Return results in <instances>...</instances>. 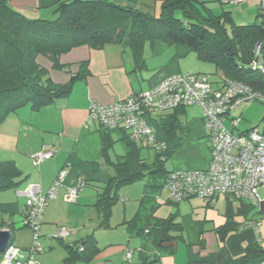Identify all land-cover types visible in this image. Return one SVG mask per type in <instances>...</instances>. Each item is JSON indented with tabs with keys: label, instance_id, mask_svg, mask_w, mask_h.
Listing matches in <instances>:
<instances>
[{
	"label": "crops",
	"instance_id": "1",
	"mask_svg": "<svg viewBox=\"0 0 264 264\" xmlns=\"http://www.w3.org/2000/svg\"><path fill=\"white\" fill-rule=\"evenodd\" d=\"M7 1L14 10L27 18L50 19L61 0ZM113 1L146 13L153 14L159 11L160 0ZM207 1V5L214 15L229 11L232 20L238 24L253 22L261 2V0ZM189 52L191 50L187 51L182 46L165 45L159 41H154L153 44L145 43L143 48L145 66L140 68L135 66L131 51L118 43H108L98 49L90 48L87 45L72 48L59 58L60 62L66 65L62 69L52 68L51 62L46 57H42L41 61V56L37 58V61L48 69L49 77L55 83H65L72 74L78 73L80 61H88V74L74 80L68 95L56 98L52 103L39 110H33L29 105H24L9 113L0 124V160H12L21 171L20 182L15 188L0 190V225H2L0 229H14V245L21 249L28 248L31 243L30 229L21 226L25 210V195L18 194L17 191H23L27 184L33 183L39 186L42 193H45L62 168L67 169L63 186L60 187L57 195L47 202L41 216L43 228L41 240L49 239L42 241V244H45L49 250L52 249L50 253H53L57 248H63L66 251L60 243L61 241L64 244H74L85 235L94 233L100 251L89 264H109L111 258L120 261L118 255L126 249L132 253L127 264H139L143 259H152L154 255H158V260L154 264H222L227 256H240L247 244L255 241L262 242L261 235L264 238V234L261 233L260 227L258 231L252 227L243 228L241 223L245 221L246 217L242 216L235 217L238 223L235 229L227 232L223 239L219 238L215 228L222 225L226 219L225 197L221 200L219 195L212 201H206L202 197L192 196L175 201L170 198L166 189H162L156 195L159 198V204L153 216L164 218L175 213L177 220L181 223L182 239L165 243V245L172 246L173 251L170 253L145 246L144 239L131 233L125 224L138 209L139 200L143 195V186L132 187L134 192L132 195L129 193V189L124 192L131 198L130 200L133 198L136 201L135 210L131 208V212L127 211L128 203L126 201L128 199L126 198L122 205L123 208L117 212L119 216L114 218L115 222L111 223L110 228H96L100 213L94 207V203L101 187L114 173L112 163L126 161L130 172L136 173L139 159L149 161L146 154H143V149L152 147L142 141L134 140L125 130L105 129L113 140V144L107 152L110 162L106 161L101 151L100 127L95 123L86 124L89 103L91 101L103 104L112 103L131 93L152 87L168 75L184 72L181 70L183 64L180 59ZM192 107L194 106H191V112ZM186 111H188V107H186ZM154 114L152 113L146 118L148 125L152 128L149 121H154L158 117L152 119ZM187 115L188 113H185L186 118ZM186 124L188 133L170 159L178 160L180 153L187 150L191 144L196 149L200 146L202 153L197 149L200 156H196V167H175L170 170L206 169L210 161V151L205 140L202 115L188 118ZM153 130L157 140L161 142L166 140L160 127L157 130L153 128ZM117 144H119V149L115 150L113 147ZM42 149L52 151L53 155L34 164L31 155ZM80 176L86 182L79 190L75 201L68 203L69 201L64 199V191L67 187L74 186ZM163 190L167 192L166 197L161 195ZM73 203L72 206L79 211L83 212L86 207L89 209V214L92 216L87 219L90 223L86 222L87 219L83 220L79 217L74 220V211L68 212L69 207L63 205ZM92 206L94 207L93 211H91ZM113 207L111 215H113ZM247 218L253 219L249 216ZM58 228H65L68 232L61 240L53 241L50 236ZM119 228L124 230V232L121 231L123 232L121 237L128 236L124 239L127 244L131 243L130 237L138 236L140 239L133 242V246L125 244L120 236L116 242H107L109 241L106 239L109 234L107 232H112L113 236ZM112 229L114 231H106ZM115 243L117 248L113 247ZM65 255L66 252L61 256V264H63ZM49 259L53 262L51 255ZM43 260L48 259L43 257ZM121 261H125L123 255Z\"/></svg>",
	"mask_w": 264,
	"mask_h": 264
},
{
	"label": "trees",
	"instance_id": "2",
	"mask_svg": "<svg viewBox=\"0 0 264 264\" xmlns=\"http://www.w3.org/2000/svg\"><path fill=\"white\" fill-rule=\"evenodd\" d=\"M207 2L160 0L159 11L151 14L113 0H61L52 18L30 19L14 10L7 0H0V124L9 113L24 105L39 110L56 98L68 95L74 80L88 74V61H80L79 72L72 74L67 82L55 83L37 58L46 57L52 68L62 69L66 65L60 62V56L82 45L98 49L108 43L121 44L131 51L139 68L145 66V43L159 41L182 46L194 51L200 60L212 62L222 79L241 80L256 89H264V73L253 65L258 62L264 67V17L259 8L253 22L238 24L229 11L214 15ZM164 112L155 121L166 136L165 148L155 151L151 161L139 159L136 173L130 172L126 161L113 162L114 173L101 187L94 207L100 213L96 228H110L111 209L119 198V188L142 180L143 195L138 209L125 224L131 233L144 239L145 246L170 253L173 248L165 243L182 239L181 223L175 213L164 218L153 213L159 204L156 195L163 189L165 176L170 171L165 163L181 146L188 127L181 120L185 106ZM99 129L101 151L110 162L107 152L113 140L105 129ZM20 176L21 171L12 160H0V190L15 188ZM223 196L226 219L215 228L220 239L238 226L235 217H246V221L249 212L257 206ZM21 226L27 227L23 218ZM9 230L13 241L15 231ZM60 243L66 249L63 264H89L100 251L94 233L74 244ZM157 260L158 255H154L139 264H154ZM263 260L264 246L255 241L247 244L240 256H227L222 264H258Z\"/></svg>",
	"mask_w": 264,
	"mask_h": 264
},
{
	"label": "built area",
	"instance_id": "3",
	"mask_svg": "<svg viewBox=\"0 0 264 264\" xmlns=\"http://www.w3.org/2000/svg\"><path fill=\"white\" fill-rule=\"evenodd\" d=\"M259 13L264 17V0L259 4ZM257 51L258 46L255 53ZM253 65L264 73V67L258 62H253ZM245 101L264 103V89H256L249 83L230 78L214 85L208 74L179 72L112 103L91 101L86 124L95 123L103 129L125 130L134 140L162 151L165 143L157 140L146 118L152 113L169 111L178 106H198L202 111L205 137L209 144V165L206 169L170 170L165 176L163 189L175 201L192 196L212 201L218 195H226L231 199H242L258 205L264 198V118L260 127L255 125L238 130L242 117L235 116L233 111ZM52 155V151L42 149L32 154L31 159L34 164H38ZM66 173L67 169L62 168L45 193L33 183L27 184L23 191H17L25 195L23 223L31 231V243L27 255L22 254L18 246L10 244L1 253L0 264H40L41 216L47 202L63 186ZM83 184V177H78L75 185L64 191V199L75 201ZM242 227H252L258 231L260 222L248 219L242 223ZM67 232V229L60 228L53 237L61 239ZM131 256L129 249L123 251V259L129 260ZM258 264H264V260Z\"/></svg>",
	"mask_w": 264,
	"mask_h": 264
},
{
	"label": "rangeland",
	"instance_id": "4",
	"mask_svg": "<svg viewBox=\"0 0 264 264\" xmlns=\"http://www.w3.org/2000/svg\"><path fill=\"white\" fill-rule=\"evenodd\" d=\"M250 22H252V21H250ZM250 22H245V23H250ZM229 30H230V28H229ZM42 57L43 56L40 57V61H41V59H43ZM180 60H181L180 61L181 64H183V66L181 65L182 66L181 70H183L184 72L208 74L209 79L212 81V83L214 85H215V83L220 84V82L222 80V74L216 69L215 65L212 62L200 60L199 58H197L196 53L194 51L189 52L185 57H182ZM187 70H189V71H187ZM192 106H194V107H192V112L190 109L191 106H187L188 111H186L185 113L186 114L188 113V115H187V118H186V116L181 117L182 124H186V120L192 116L202 115V111L198 106H195V105H192ZM165 112H168V111H165ZM233 113L235 116L241 115V117H242V120L238 124V130H245V129H248L249 127L255 126V125H258L260 127L262 124V121H263V116H264V103L258 102V101H245L242 104H240L238 106V108L233 111ZM156 114H161V113L160 112L155 113L154 115H152V119H154V117L157 116ZM149 123L153 126V128H155V130H157L159 128V126L157 125L155 120L154 121L151 120V121H149ZM226 126L229 127L228 122H226ZM206 142H207V145H209L207 140H206ZM118 145L119 144H117L113 148L115 150L119 149ZM197 149H199V152L202 153V149L200 146H198ZM197 149H196V147H194L193 144H191L187 148V150L180 153L178 160H171L169 158L165 163V167L167 169H171V168H175V167H180V168H194V167H196L197 166L196 156L197 155L200 156V153H198ZM111 151H113V150L111 149ZM155 151L156 150L154 148H145V149H143V154H146L145 156H147L148 160L151 161L155 155ZM135 186H141L142 187L143 181L142 180L135 181V182L129 183L128 185L125 184L119 188V190H118L119 198L116 201V204L113 205L114 206L113 210H112L113 215H111V217H110V225H111V223L115 222L114 218L119 216V214H117V212H119L118 211L119 209L121 211V209L123 208L122 205H123V203H125L126 198L128 199L126 201V203H128L127 204V211L128 212H131L130 211L131 208H132V210H135V208L137 207L136 201L133 200V198H132V200H130L131 198L128 195H125V193H124L127 191V189H129V193L132 195L134 193L132 190V187H135ZM123 195H124V197H123ZM161 195L166 197L167 192L165 190H163L161 192ZM220 199L221 200L224 199V196L220 195ZM68 203H71V202H68ZM235 204H237V202H235ZM63 205L65 207H69L68 212L72 213L74 211V213H73L74 214V220H76L77 217L83 218V220H86L89 216H92L89 214V209H87V207H86V210H83V212H82V210L79 211L74 206H72V205H74V203L73 204H63ZM93 208L94 207L92 206L91 211H93ZM248 216L253 218V219H257L260 222V225H261L260 229L262 231L261 233L264 234V198H262V200L257 205V207H255L252 211L249 212ZM93 221H94V219H93ZM86 222L90 223V221H88V219ZM40 226H41V230H40V232H41L43 230L42 223L40 224ZM66 227L68 228V226H66ZM58 229H60V228H58ZM122 229L123 228H119L118 232H115V234L113 236H112V232H107V233H109L108 237L106 238L107 240H109L107 242H116V239H118L120 236V239L122 238L123 242H125V244H127V241H124V239L127 238L128 236H125L124 238L121 237L122 233L124 232V230H122ZM57 230H55L52 233V235L50 236V239L53 241H57V238L53 237V235H55ZM106 231H114V230L112 229V230H106ZM121 231H123V232H121ZM109 235H111V236H109ZM126 235H128V234H126ZM138 239H140L138 236L130 237L129 241H131V243H129L127 245L133 246V242L137 241ZM45 240L47 241L49 239L45 238ZM45 240H41V238H40L41 244L43 243L42 241H45ZM261 240H262L261 244L264 245V238H262V235H261ZM53 243H56V242H53ZM114 245L115 246H113V247L117 248L116 243ZM51 250L52 249L49 250L48 248H46L45 244H42V250L38 253V257L40 259L41 264H61V256H63L66 251H64L63 248H57L56 250H54L53 253H50ZM20 252L24 255H27V253H28L27 248H21ZM50 255L53 257V262H51L49 259ZM122 255H123V253L118 255V256H120V261L119 260L117 261L116 259L111 258V260H110L111 262L109 264H118V262H119V264H122V263L127 264L129 262V260L121 261ZM43 257L44 258L47 257L48 260H46V261L43 260ZM107 263H108V261H107Z\"/></svg>",
	"mask_w": 264,
	"mask_h": 264
},
{
	"label": "water",
	"instance_id": "5",
	"mask_svg": "<svg viewBox=\"0 0 264 264\" xmlns=\"http://www.w3.org/2000/svg\"><path fill=\"white\" fill-rule=\"evenodd\" d=\"M11 233L7 229H0V253H3L5 249L13 243L10 240Z\"/></svg>",
	"mask_w": 264,
	"mask_h": 264
}]
</instances>
